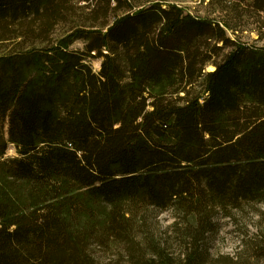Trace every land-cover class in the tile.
<instances>
[{
    "label": "trees",
    "instance_id": "obj_1",
    "mask_svg": "<svg viewBox=\"0 0 264 264\" xmlns=\"http://www.w3.org/2000/svg\"><path fill=\"white\" fill-rule=\"evenodd\" d=\"M206 6L0 0V264H199L219 215L264 211V48L239 36L264 0Z\"/></svg>",
    "mask_w": 264,
    "mask_h": 264
},
{
    "label": "rangeland",
    "instance_id": "obj_2",
    "mask_svg": "<svg viewBox=\"0 0 264 264\" xmlns=\"http://www.w3.org/2000/svg\"><path fill=\"white\" fill-rule=\"evenodd\" d=\"M169 1L181 5L187 9V13L194 15L205 17L213 12V9L206 6L209 0H205L203 5L201 0ZM241 28H243V32L239 36L243 42L264 48V14L257 16L254 13H245ZM229 34L234 38L231 32ZM84 48L85 44L82 42L73 46V49L78 51H82ZM101 63V59H94L90 62L96 72L100 71ZM212 70L214 68L210 66L208 71ZM4 133L7 137V127L4 129ZM15 157H18L17 150L13 145H9L5 158ZM2 180L0 176V186ZM262 212L264 211L259 208L247 209L245 212L235 215L231 221L219 215L218 232L215 236L210 237L202 248V255H204V251L207 253L200 259L199 264H264V244L257 236L260 233L258 220ZM152 217L149 222L158 230L160 235H164L168 231L175 219L172 211ZM236 220H239V223H236ZM169 245L172 246L175 256L186 253L185 249L175 240H170Z\"/></svg>",
    "mask_w": 264,
    "mask_h": 264
}]
</instances>
